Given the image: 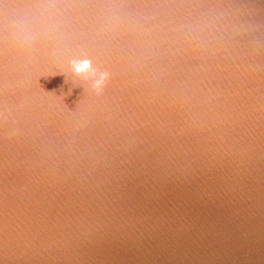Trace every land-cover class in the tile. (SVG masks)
I'll return each instance as SVG.
<instances>
[{
  "label": "water",
  "instance_id": "95a60500",
  "mask_svg": "<svg viewBox=\"0 0 264 264\" xmlns=\"http://www.w3.org/2000/svg\"><path fill=\"white\" fill-rule=\"evenodd\" d=\"M0 264H264V0H0Z\"/></svg>",
  "mask_w": 264,
  "mask_h": 264
},
{
  "label": "clouds",
  "instance_id": "9594fccd",
  "mask_svg": "<svg viewBox=\"0 0 264 264\" xmlns=\"http://www.w3.org/2000/svg\"><path fill=\"white\" fill-rule=\"evenodd\" d=\"M71 70L76 76L82 77L84 80H90L92 82L91 87L97 94L103 92L111 76L108 71L98 70L93 61L88 58L73 59Z\"/></svg>",
  "mask_w": 264,
  "mask_h": 264
}]
</instances>
